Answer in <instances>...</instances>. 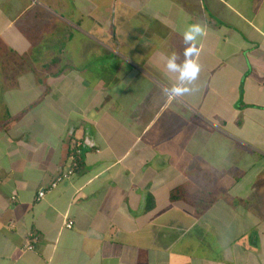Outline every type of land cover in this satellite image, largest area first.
Instances as JSON below:
<instances>
[{"label":"crops","instance_id":"obj_1","mask_svg":"<svg viewBox=\"0 0 264 264\" xmlns=\"http://www.w3.org/2000/svg\"><path fill=\"white\" fill-rule=\"evenodd\" d=\"M0 264H264V0H0Z\"/></svg>","mask_w":264,"mask_h":264},{"label":"clouds","instance_id":"obj_2","mask_svg":"<svg viewBox=\"0 0 264 264\" xmlns=\"http://www.w3.org/2000/svg\"><path fill=\"white\" fill-rule=\"evenodd\" d=\"M205 34L204 26L200 24H189L185 31L183 32V40L185 45L183 56V61L177 65L176 61L178 59L175 53L167 57L165 67L167 70L171 71L177 67L180 68V78L186 80L189 84H192L198 77L200 72L199 65L194 61L193 57L198 54V49L196 44H189V41L195 40L196 36H203ZM163 93L170 99H177L183 97L186 94H191L193 89L184 86H172L170 88H163Z\"/></svg>","mask_w":264,"mask_h":264},{"label":"built area","instance_id":"obj_3","mask_svg":"<svg viewBox=\"0 0 264 264\" xmlns=\"http://www.w3.org/2000/svg\"><path fill=\"white\" fill-rule=\"evenodd\" d=\"M79 152H80V148L78 146H75V148L73 150V153H72L73 160H74V154L75 153H79ZM72 166H75V162L74 161L72 163ZM73 171H74L73 168L70 167L67 170L60 172L58 174V176L55 178V180L51 182L50 187L55 186L56 183L58 181H60L61 179L70 177L72 175ZM44 193H45V190L44 189H40L38 191V199H40L44 195ZM63 226L66 227V228H71L73 226V220L68 218V217H65V219L63 221ZM31 247H32L31 245L28 246V248H31Z\"/></svg>","mask_w":264,"mask_h":264},{"label":"trees","instance_id":"obj_4","mask_svg":"<svg viewBox=\"0 0 264 264\" xmlns=\"http://www.w3.org/2000/svg\"><path fill=\"white\" fill-rule=\"evenodd\" d=\"M78 163V162H77Z\"/></svg>","mask_w":264,"mask_h":264}]
</instances>
